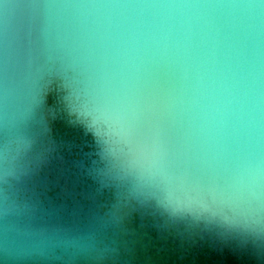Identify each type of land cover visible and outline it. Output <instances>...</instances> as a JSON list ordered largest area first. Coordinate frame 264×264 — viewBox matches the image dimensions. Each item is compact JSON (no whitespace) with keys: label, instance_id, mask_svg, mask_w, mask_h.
<instances>
[{"label":"clouds","instance_id":"obj_1","mask_svg":"<svg viewBox=\"0 0 264 264\" xmlns=\"http://www.w3.org/2000/svg\"><path fill=\"white\" fill-rule=\"evenodd\" d=\"M46 7L41 91L57 82L70 113L132 176V196L248 233L264 247V0ZM36 114L26 110L22 129ZM5 127L7 191L16 178L9 161L31 141L17 125ZM11 255L6 245L5 264Z\"/></svg>","mask_w":264,"mask_h":264},{"label":"water","instance_id":"obj_2","mask_svg":"<svg viewBox=\"0 0 264 264\" xmlns=\"http://www.w3.org/2000/svg\"><path fill=\"white\" fill-rule=\"evenodd\" d=\"M86 2L101 0H0V264L6 245L7 264H264V247L252 235L134 198L132 176L70 113L57 82L41 91L52 23L46 6ZM261 53L264 65V27ZM29 107L37 114L22 129ZM6 123L31 141L9 161L16 178L7 191ZM260 156L264 161V120Z\"/></svg>","mask_w":264,"mask_h":264}]
</instances>
